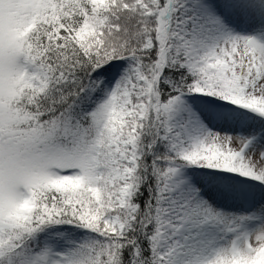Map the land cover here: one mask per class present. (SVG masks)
<instances>
[{"label":"snow or ice","instance_id":"snow-or-ice-1","mask_svg":"<svg viewBox=\"0 0 264 264\" xmlns=\"http://www.w3.org/2000/svg\"><path fill=\"white\" fill-rule=\"evenodd\" d=\"M0 264H264V0H0Z\"/></svg>","mask_w":264,"mask_h":264}]
</instances>
